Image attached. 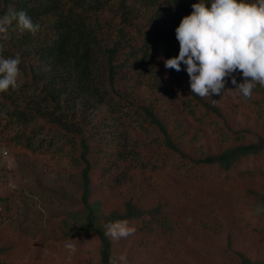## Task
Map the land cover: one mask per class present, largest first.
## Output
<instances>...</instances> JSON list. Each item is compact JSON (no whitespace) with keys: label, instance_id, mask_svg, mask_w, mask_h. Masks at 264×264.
Returning <instances> with one entry per match:
<instances>
[{"label":"rangeland","instance_id":"374dc122","mask_svg":"<svg viewBox=\"0 0 264 264\" xmlns=\"http://www.w3.org/2000/svg\"><path fill=\"white\" fill-rule=\"evenodd\" d=\"M137 10L142 9L137 6ZM51 21V16L39 17L40 30L31 35L32 48L48 40ZM165 28L169 46L177 51L176 33L171 34L170 26ZM163 69L160 73L158 65L148 70L144 79L134 69L125 87L143 102L153 97L165 104L166 96L177 102L163 114L177 111L167 120L173 123L174 141L180 147L205 157L256 143L257 135L264 137V87L257 85L251 99L244 100L233 92L232 77L226 78L229 87L214 96L230 118L228 127L224 120L196 108L177 88L174 79L190 85L188 74L179 71L174 77ZM20 71L18 87L8 93L18 103L38 101L36 89ZM233 76L237 84L244 80L240 71ZM61 100L65 101L64 95ZM41 106L47 110L45 104ZM71 109L92 128L95 155L107 168L113 166L108 168L113 178L100 184L90 201L96 227L104 220L102 196L114 205L113 195L124 190L128 177L143 176L152 186L158 185L168 204L165 218L147 216L130 224L135 233L116 240L113 256H124L126 264H241L240 254L254 264H264V212L256 213L257 205H264V159L239 163L229 174H220L214 167L208 169L209 176L198 178L194 172L187 176L180 159L164 153L159 133L136 116L125 117L108 101L96 104L82 98ZM6 112L0 105L6 125V135L0 136V246L13 252L0 253V264H69L70 254V264H100L102 244L90 231L88 210L80 202V167L74 165L80 153L78 142L73 147L64 133L42 131L24 146L18 125L5 122ZM31 124L27 129L33 128ZM120 150L127 153L128 162L118 158L115 151ZM216 169L218 174L213 173ZM71 240L75 253L65 248Z\"/></svg>","mask_w":264,"mask_h":264},{"label":"trees","instance_id":"16d2710c","mask_svg":"<svg viewBox=\"0 0 264 264\" xmlns=\"http://www.w3.org/2000/svg\"><path fill=\"white\" fill-rule=\"evenodd\" d=\"M200 2L201 0H0V16L8 14L10 9L26 11L34 23L41 16H51V35L48 40L33 48L30 46L31 34H20L15 23L9 28L8 39L0 41L4 46L2 54L12 57L20 55L19 67L38 96V101L18 103L7 91L0 93V105L7 109L4 113L5 122H15L18 125V138L23 140L24 146L26 141L36 136V132L40 134L42 131L64 133L67 144L73 147L78 142L80 153L75 156L74 165L80 167V202L88 210L90 231L96 233L102 244L100 264H108L109 257L113 256L117 247L116 240L105 235V224L116 220H128L132 224L143 221L147 216L163 219L168 215V204L158 185L152 186L143 176L136 180L128 177L124 190L113 195L114 205H110L107 196H102L104 220L101 227L94 225L90 201L99 190V185H104L106 180L113 178L108 170L113 166L107 168L95 155L97 146L92 128L90 129L82 114L72 111V103L75 104L81 98L96 104L108 101L117 110L124 112L125 117L130 114L136 116L145 126L159 133L164 143V153L177 156L182 165L186 166L187 176L193 172L198 178L203 174L209 176L208 169L214 167H219L220 174H229L239 163L249 159H264V137L260 135L256 136V143L246 142L205 157L194 156L196 154L174 141L173 123L167 119L169 116L173 119L177 111L163 114L177 102L170 96H166L165 104L158 103V99L153 97L143 102L139 97L133 98L134 94L125 87L129 72L134 69L139 71L143 79L148 70L157 69L158 65L160 73H164V60L179 55V49L172 50L169 46L165 27L170 26L171 34L175 33L182 18L191 14L192 5ZM137 6L142 10H137ZM207 6L211 7L210 2H207ZM144 12L147 14L143 15ZM181 69L187 74L185 65L182 64ZM170 72L175 77L177 71L171 69ZM174 83L192 100L196 108L224 120L223 123L230 126V118L223 113L217 97L212 95L210 99H201L192 93L190 85L175 79ZM96 84L100 86L95 87ZM63 95L64 102L61 100ZM43 104L47 108L45 111L41 106ZM57 111H61L62 115L55 117ZM3 119L0 118V136L4 137L6 125ZM29 124L35 126L27 129ZM27 135L31 137L24 139ZM115 153L120 160L128 162L124 150ZM219 169L213 170V173L218 174ZM11 252V249L5 251L0 246V253ZM238 256L241 264H254L245 256Z\"/></svg>","mask_w":264,"mask_h":264},{"label":"clouds","instance_id":"9594fccd","mask_svg":"<svg viewBox=\"0 0 264 264\" xmlns=\"http://www.w3.org/2000/svg\"><path fill=\"white\" fill-rule=\"evenodd\" d=\"M192 9L175 29L179 55L164 60L165 68L179 72L181 65H185L191 91L201 99L221 94L230 76L236 86L233 92L244 100L251 99L257 85L264 87V0H201ZM14 23L20 34L35 36L40 30L26 11L10 9L0 16V41L8 39ZM3 47L0 43V53ZM20 64L19 54L7 58L0 54V93L18 87ZM237 71L244 78L239 84L233 76ZM261 212L264 205H257L256 213ZM104 228L105 235L113 240L126 239L136 231L128 220L108 222ZM65 248L70 253L77 251L73 240ZM71 259L70 254L69 264ZM108 264H126L125 257L110 256Z\"/></svg>","mask_w":264,"mask_h":264}]
</instances>
